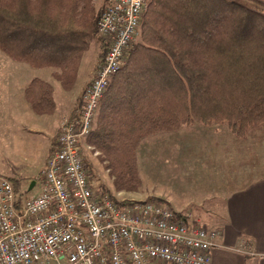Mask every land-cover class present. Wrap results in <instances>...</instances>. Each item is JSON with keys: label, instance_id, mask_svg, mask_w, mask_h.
Returning a JSON list of instances; mask_svg holds the SVG:
<instances>
[{"label": "trees", "instance_id": "trees-1", "mask_svg": "<svg viewBox=\"0 0 264 264\" xmlns=\"http://www.w3.org/2000/svg\"><path fill=\"white\" fill-rule=\"evenodd\" d=\"M100 13L94 0H0V50L33 67L59 68L54 76L69 90L93 39L101 47L95 69L105 53ZM125 58L86 137L118 191L140 186L135 149L149 134L225 123L243 138L264 123V0H148ZM80 95L68 118L77 116ZM25 96L37 113L52 112L48 83L33 78Z\"/></svg>", "mask_w": 264, "mask_h": 264}, {"label": "built area", "instance_id": "built-area-1", "mask_svg": "<svg viewBox=\"0 0 264 264\" xmlns=\"http://www.w3.org/2000/svg\"><path fill=\"white\" fill-rule=\"evenodd\" d=\"M147 1L105 0L96 22L105 53L81 92L77 116L61 124L38 191L16 193L0 175V264H209L215 229L160 198L95 192L84 161L81 141L109 79L125 65Z\"/></svg>", "mask_w": 264, "mask_h": 264}, {"label": "rangeland", "instance_id": "rangeland-1", "mask_svg": "<svg viewBox=\"0 0 264 264\" xmlns=\"http://www.w3.org/2000/svg\"><path fill=\"white\" fill-rule=\"evenodd\" d=\"M104 3L105 0H94L97 9L102 10ZM138 36L139 30L135 40ZM99 43L97 38L93 39L82 53L76 81L68 96L73 97L76 93L77 97L93 77V65L101 51ZM81 144L90 183L93 180L112 196L123 199L165 200L167 197L175 208L183 209L182 212L208 227L211 225L205 221L207 217L214 221L219 217L205 209H202L203 218L195 215L199 200L204 199V208L219 206V197L225 190L245 187L264 177V123L250 127L243 138L233 135L225 123H192L152 133L136 150L140 186L135 191L116 190L100 152L94 146L87 147V142L85 145L81 141ZM0 160L9 162L2 151ZM22 163L27 168L26 162ZM2 170L0 167V172ZM18 172L22 174L23 171L19 169ZM16 185L27 194L36 193L38 188L36 185L30 191L24 182Z\"/></svg>", "mask_w": 264, "mask_h": 264}, {"label": "crops", "instance_id": "crops-1", "mask_svg": "<svg viewBox=\"0 0 264 264\" xmlns=\"http://www.w3.org/2000/svg\"><path fill=\"white\" fill-rule=\"evenodd\" d=\"M55 71L59 68L33 67L0 50V152L9 161L3 163L0 160L3 169L0 175L11 183L24 182L30 191L35 189L38 173L45 166L61 124L76 100V93L73 97L68 96L73 86L64 89L54 76ZM33 78L50 85L54 103L52 112L37 113L27 100L25 89ZM149 136L151 134L139 141L135 153ZM83 141L86 144V139ZM22 162H26L27 168ZM94 190L101 193L98 188ZM164 198L176 211L183 210L175 208L167 197ZM203 202L201 199L197 203L195 215L203 218L202 209H205L219 217L217 221L209 217L205 220L218 233L216 245L210 250L209 264H264V177L245 187L225 190L219 197V206L204 208Z\"/></svg>", "mask_w": 264, "mask_h": 264}, {"label": "water", "instance_id": "water-1", "mask_svg": "<svg viewBox=\"0 0 264 264\" xmlns=\"http://www.w3.org/2000/svg\"><path fill=\"white\" fill-rule=\"evenodd\" d=\"M34 182V181H33ZM31 186H32V183L29 185V189L31 188Z\"/></svg>", "mask_w": 264, "mask_h": 264}]
</instances>
